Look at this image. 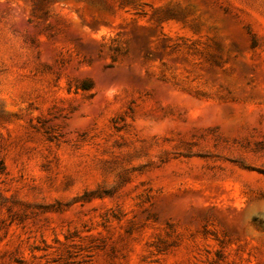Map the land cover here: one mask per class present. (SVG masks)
<instances>
[{"label":"rangeland","instance_id":"1","mask_svg":"<svg viewBox=\"0 0 264 264\" xmlns=\"http://www.w3.org/2000/svg\"><path fill=\"white\" fill-rule=\"evenodd\" d=\"M0 264H264V0H0Z\"/></svg>","mask_w":264,"mask_h":264},{"label":"trees","instance_id":"2","mask_svg":"<svg viewBox=\"0 0 264 264\" xmlns=\"http://www.w3.org/2000/svg\"><path fill=\"white\" fill-rule=\"evenodd\" d=\"M82 89H89L91 86H89V84H87V82H84L81 86Z\"/></svg>","mask_w":264,"mask_h":264}]
</instances>
